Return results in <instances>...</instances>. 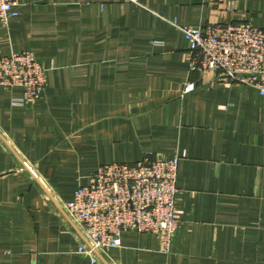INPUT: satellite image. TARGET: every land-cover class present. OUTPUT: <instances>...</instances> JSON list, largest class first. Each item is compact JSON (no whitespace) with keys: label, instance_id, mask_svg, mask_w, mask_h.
<instances>
[{"label":"crops","instance_id":"1","mask_svg":"<svg viewBox=\"0 0 264 264\" xmlns=\"http://www.w3.org/2000/svg\"><path fill=\"white\" fill-rule=\"evenodd\" d=\"M0 56L34 53L35 101L0 86V264H264V97L192 68L173 24L264 28V0H17ZM196 89L184 93L188 82ZM180 157L167 249L125 231L97 262L67 212L100 166Z\"/></svg>","mask_w":264,"mask_h":264},{"label":"built area","instance_id":"2","mask_svg":"<svg viewBox=\"0 0 264 264\" xmlns=\"http://www.w3.org/2000/svg\"><path fill=\"white\" fill-rule=\"evenodd\" d=\"M19 14L17 0H0V24L9 25ZM173 24L184 33L193 69L217 75L227 83L253 87L264 97L263 27L246 23ZM47 70L32 52L0 56V86L22 87L18 103L35 101L44 89ZM195 89V82H188L184 93ZM179 163L178 156L146 157L134 164H104L94 171L89 183L80 185L66 203L67 212L89 241L79 252L97 262L100 250L121 246L125 231L154 233L167 249L180 222L176 205ZM8 252L0 239V261Z\"/></svg>","mask_w":264,"mask_h":264}]
</instances>
